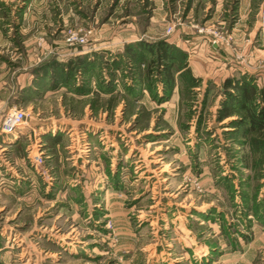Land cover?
I'll return each instance as SVG.
<instances>
[{
	"label": "rangeland",
	"instance_id": "rangeland-1",
	"mask_svg": "<svg viewBox=\"0 0 264 264\" xmlns=\"http://www.w3.org/2000/svg\"><path fill=\"white\" fill-rule=\"evenodd\" d=\"M226 79L259 108L264 0H0V107L27 113L0 264H264V130L221 118Z\"/></svg>",
	"mask_w": 264,
	"mask_h": 264
},
{
	"label": "trees",
	"instance_id": "trees-1",
	"mask_svg": "<svg viewBox=\"0 0 264 264\" xmlns=\"http://www.w3.org/2000/svg\"><path fill=\"white\" fill-rule=\"evenodd\" d=\"M149 50L153 49L159 56L160 60L165 62L163 71L164 80L171 86L172 74H171V63L173 61L172 54L169 46L164 42H156L153 45H145ZM85 66V65H82ZM225 90L227 95L230 97L226 100V104L223 106L221 118H226L232 114L231 110L234 106H239L240 109L245 111V116L240 120L236 121L238 128H245L243 131L244 135H251L255 131L264 130V91H261L260 99L261 105L256 108L255 96L258 94L255 87H251L250 84L243 81H231L226 79L224 82ZM235 89L240 94V100L235 101V97L229 93V89Z\"/></svg>",
	"mask_w": 264,
	"mask_h": 264
},
{
	"label": "built area",
	"instance_id": "built-area-1",
	"mask_svg": "<svg viewBox=\"0 0 264 264\" xmlns=\"http://www.w3.org/2000/svg\"><path fill=\"white\" fill-rule=\"evenodd\" d=\"M26 111L21 107H9L6 110H3L0 107V132L1 133H10L14 130L20 129L21 125L26 121ZM33 148L31 147L28 150V157L30 161L35 166H40L43 164V154L42 151L38 148L35 153L33 152ZM32 153V154H31Z\"/></svg>",
	"mask_w": 264,
	"mask_h": 264
},
{
	"label": "crops",
	"instance_id": "crops-1",
	"mask_svg": "<svg viewBox=\"0 0 264 264\" xmlns=\"http://www.w3.org/2000/svg\"><path fill=\"white\" fill-rule=\"evenodd\" d=\"M18 132H20V131H18ZM1 136H5V135H1V133H0V145L2 146V148H15V147H17L18 145L19 146H21V136H20V133H18V134H13V135H11V136H6L5 137V139H1L2 137ZM25 142V141H24ZM25 144V143H24ZM25 148L27 149V148H29V146H31V145H27V144H25ZM11 194V193H10ZM4 195H6V196H10L9 194H4ZM16 195H18V194H16ZM13 197H15L14 195H12ZM16 198V197H15ZM25 200H26V198H24ZM1 208V207H0ZM20 240V242L22 241V239L21 238H19ZM8 240H9V237H8ZM22 243V242H21ZM23 248H26V246H24ZM26 250V249H25ZM11 252V250H7L5 253H7V254H9ZM29 255H32L31 253L29 254ZM34 255H36V254H34ZM33 258H31V260H32ZM29 261L27 260V262L26 263H28Z\"/></svg>",
	"mask_w": 264,
	"mask_h": 264
}]
</instances>
